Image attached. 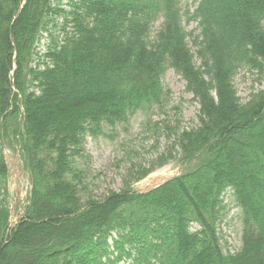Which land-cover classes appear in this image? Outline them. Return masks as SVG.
<instances>
[{
  "label": "trees",
  "instance_id": "16d2710c",
  "mask_svg": "<svg viewBox=\"0 0 264 264\" xmlns=\"http://www.w3.org/2000/svg\"><path fill=\"white\" fill-rule=\"evenodd\" d=\"M196 1L0 0V139L20 148L28 186L9 226L0 150V264H264V87L241 102L232 83L243 67L264 78V0ZM168 67L199 110L158 160L174 151L186 167L138 192L152 170L138 166L120 191L88 195L86 137L159 106ZM226 190L242 223L235 252L217 230Z\"/></svg>",
  "mask_w": 264,
  "mask_h": 264
},
{
  "label": "rangeland",
  "instance_id": "374dc122",
  "mask_svg": "<svg viewBox=\"0 0 264 264\" xmlns=\"http://www.w3.org/2000/svg\"><path fill=\"white\" fill-rule=\"evenodd\" d=\"M179 5L182 11H192L196 0H179ZM161 21L159 15L153 24V30L159 28ZM182 23L186 31L196 26V22L186 21L185 18ZM41 41L43 42L44 38ZM188 45L194 55L195 64L199 65L200 61L196 57L191 39ZM39 48L43 49L41 45ZM161 80L164 90L167 89L168 93L164 94L159 106L138 110L130 116L127 123L104 127L102 134L86 137L83 154L78 162L83 170L88 195L99 199L110 191H120L125 181L130 178L131 169L136 171L138 166L152 168L143 178L131 183L132 186L136 182L132 187L138 191L146 190L186 167L176 160L177 155L172 149L175 157L170 162L160 165L158 156L171 148L176 132L197 124L199 104L193 95L186 91L183 78L172 68L165 70ZM232 83L239 100L244 102L251 93L264 87V78L257 70L243 67L237 71ZM0 150L9 164L12 190L15 168L23 166L20 148L5 139L0 144ZM22 170L21 204L28 190L27 171L24 167ZM10 199L14 204V192L11 193ZM224 202L226 207L217 223L218 236L224 251L235 252L241 246L242 223L239 209L232 203L230 192L224 194ZM118 264L127 262L120 261Z\"/></svg>",
  "mask_w": 264,
  "mask_h": 264
},
{
  "label": "water",
  "instance_id": "95a60500",
  "mask_svg": "<svg viewBox=\"0 0 264 264\" xmlns=\"http://www.w3.org/2000/svg\"><path fill=\"white\" fill-rule=\"evenodd\" d=\"M19 172H17V176H16V178H15V182H16V187H15V191L17 192V193H19V192H21V187L19 186Z\"/></svg>",
  "mask_w": 264,
  "mask_h": 264
}]
</instances>
